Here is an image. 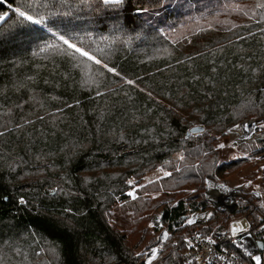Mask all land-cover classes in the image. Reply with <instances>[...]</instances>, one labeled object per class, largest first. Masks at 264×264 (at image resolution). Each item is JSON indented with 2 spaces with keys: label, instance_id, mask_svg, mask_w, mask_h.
I'll list each match as a JSON object with an SVG mask.
<instances>
[{
  "label": "trees",
  "instance_id": "16d2710c",
  "mask_svg": "<svg viewBox=\"0 0 264 264\" xmlns=\"http://www.w3.org/2000/svg\"><path fill=\"white\" fill-rule=\"evenodd\" d=\"M167 2L0 0V264H147L135 250L160 242L145 228L160 209L171 235L152 264H184L187 235L231 228L236 214L264 242L256 197L185 224L210 208L206 180L246 162L220 164L218 137L264 121V0L213 2L194 35L157 23ZM196 126L206 131L186 136ZM255 140L242 146L264 154V128ZM160 165L172 194L119 204L129 177Z\"/></svg>",
  "mask_w": 264,
  "mask_h": 264
},
{
  "label": "rangeland",
  "instance_id": "374dc122",
  "mask_svg": "<svg viewBox=\"0 0 264 264\" xmlns=\"http://www.w3.org/2000/svg\"><path fill=\"white\" fill-rule=\"evenodd\" d=\"M167 1L168 7L166 6L165 9L161 10V19L160 21H157V23L163 24V26H166L168 29L178 30L181 27H185L189 35H194L196 33V29L192 28V26L194 24H198L199 22H204L205 17H207L208 20L207 10H209V7L213 2V5L216 6V2L219 0H200L199 8L197 9L192 5L194 4L192 3V0ZM170 8H172V10ZM185 28L182 32H180L185 33ZM214 28L218 29L217 27ZM248 120H252L253 123L250 125L244 123ZM245 125L248 126L247 129L245 128ZM259 125H264V121L245 119L240 124L228 129L225 137H218L219 144L217 145V150L220 153V164H226L235 160H245L246 162L239 169H234L227 173L224 178L206 180L204 194L206 200L210 204V208L203 212L200 211L194 213L196 214L195 219L197 223L206 224V222L213 217L214 211H221L217 207L224 205V203L227 207L226 212L236 214L240 209L241 202H244L247 197H256V203L254 205L264 206V154L263 152L257 153L249 151L247 147L242 146L243 144H248V146L251 147V144L257 141L255 139H257L264 128L259 127ZM220 145H224V147H220ZM174 157L182 160L183 155L176 154ZM172 174V171L169 170L168 167L160 165L154 170L147 172L142 177H129L126 181L127 189L120 196L122 199L119 200V204L123 203V200L135 201L141 199L142 201H152L155 199H161L164 194H172V192L165 189L166 185L163 182V180L169 179ZM154 186H158L159 190L154 189ZM180 189H184L185 192H195L198 187L187 183ZM129 193H133L134 195L130 196ZM177 201L178 200L176 199L168 204L173 208L177 204ZM233 202H237L235 210ZM230 209H232L233 213L229 211ZM194 214H191V216ZM186 220H188V218H185V224L187 223ZM233 226H237L243 229V231L234 235L232 231ZM145 228L149 229L152 234H155L156 239L160 241L156 245L147 249L143 250V248H137L135 250L136 255L144 254V259L147 263L149 258L152 256V252H150L149 249L156 250L155 258L152 259L153 261L163 249V244L167 241L171 233L168 226L162 219L161 209L154 210L147 215ZM250 228V223L246 216L236 214L232 218L231 228H226L225 226H221L220 228L214 227L211 234L219 235L226 232L230 234L231 238L233 237L236 240L237 246L244 248V250H241L245 256L249 258L250 262L255 264L253 256H256V253L246 245L247 237L251 234ZM165 232L168 233L166 239L163 238V234ZM52 253L56 255L55 251H52ZM249 253H251V255H249ZM43 254L45 259L50 262V258L48 257L46 251H43ZM261 261L262 264H264V257L262 258V253Z\"/></svg>",
  "mask_w": 264,
  "mask_h": 264
},
{
  "label": "built area",
  "instance_id": "2783aa9c",
  "mask_svg": "<svg viewBox=\"0 0 264 264\" xmlns=\"http://www.w3.org/2000/svg\"><path fill=\"white\" fill-rule=\"evenodd\" d=\"M188 221L186 220L187 223ZM224 238V234L206 235L199 229L195 230L185 238L186 250L181 255L182 262L184 264H244L240 256L224 243ZM231 239L236 244V240L233 237ZM247 239L252 245V251L257 255L258 243L253 238L247 237ZM237 247L244 250L242 247Z\"/></svg>",
  "mask_w": 264,
  "mask_h": 264
},
{
  "label": "snow or ice",
  "instance_id": "6c2138e0",
  "mask_svg": "<svg viewBox=\"0 0 264 264\" xmlns=\"http://www.w3.org/2000/svg\"><path fill=\"white\" fill-rule=\"evenodd\" d=\"M121 2H122V0H103V3H105V4H109V3L119 4V3H121ZM19 15H20L21 17H23L24 19H26V20H29V21H32V20H33L32 16H30V15H26V13L23 12V11L19 12ZM3 19H4V17L0 16V20H3ZM38 22H39V21H33V23H38ZM64 42H65L66 44H68V41H67V40H65ZM68 46H69L70 48H74V50H75L76 52H78L81 56L86 57L88 60H93V61H94L95 63H97V64L100 63V60L96 59L94 56L89 55V53H88L87 51H84V50H82L81 48L75 47V45H72V44H68ZM238 127H239V126H238ZM247 127H248V126L245 125V128H246V129H247ZM259 127H264V125H259ZM4 134H5V133H4L3 131H0V136H3ZM220 147H224V145H220ZM222 187H223V186H222ZM129 195H130V196H133L134 194H133V193H129ZM21 202L23 203V201H21ZM189 223H192V221H189ZM232 231H233V234L235 235V234H237L238 232L243 231V229H241V228H239V227H237V226H233ZM167 236H168V233L165 232V233L163 234V238L166 239ZM149 251L152 252V256H151V257L149 258V260L147 261V264H152V259L155 258V252H156V250H155V249H149ZM249 255H251V253H249ZM253 259H254V261H255V264H262L261 257H259V256H253Z\"/></svg>",
  "mask_w": 264,
  "mask_h": 264
},
{
  "label": "water",
  "instance_id": "95a60500",
  "mask_svg": "<svg viewBox=\"0 0 264 264\" xmlns=\"http://www.w3.org/2000/svg\"><path fill=\"white\" fill-rule=\"evenodd\" d=\"M244 123H247V124H252L253 123V121L252 120H248V121H245ZM205 131V128L204 127H202V126H196V127H193L187 134H186V136H190V135H196V134H201V133H203ZM8 200V198H6L5 199V201H7ZM232 201H233V199H232ZM234 203V210L236 209V207H237V202H233ZM219 210H221V211H225V210H227V207H225V208H221V207H217ZM231 213H233L232 212V209H230L229 210ZM195 217H196V215H192V216H190V217H188V220L189 221H192V223H189V221H188V223H186V225H188V226H193V225H205V223H197L196 222V219H195ZM249 238H252L251 237V235H249L248 236ZM258 243V245H259V250L257 251V255L256 256H259V257H261V253H263L264 252V242H262V241H258L257 242ZM248 254V253H247Z\"/></svg>",
  "mask_w": 264,
  "mask_h": 264
},
{
  "label": "bare ground",
  "instance_id": "6f19581e",
  "mask_svg": "<svg viewBox=\"0 0 264 264\" xmlns=\"http://www.w3.org/2000/svg\"><path fill=\"white\" fill-rule=\"evenodd\" d=\"M247 246L250 248V246H251V243H250V241L249 240H247ZM251 249V248H250Z\"/></svg>",
  "mask_w": 264,
  "mask_h": 264
},
{
  "label": "flooded vegetation",
  "instance_id": "af4514ba",
  "mask_svg": "<svg viewBox=\"0 0 264 264\" xmlns=\"http://www.w3.org/2000/svg\"><path fill=\"white\" fill-rule=\"evenodd\" d=\"M220 207H222V208L224 207V208H225V204H224V205H222V206L220 205ZM250 248L252 249V245L250 246Z\"/></svg>",
  "mask_w": 264,
  "mask_h": 264
},
{
  "label": "crops",
  "instance_id": "0c3cea01",
  "mask_svg": "<svg viewBox=\"0 0 264 264\" xmlns=\"http://www.w3.org/2000/svg\"><path fill=\"white\" fill-rule=\"evenodd\" d=\"M222 208V207H221ZM224 208V207H223ZM226 211V210H225ZM248 240V239H247ZM247 240H246V245H247Z\"/></svg>",
  "mask_w": 264,
  "mask_h": 264
}]
</instances>
